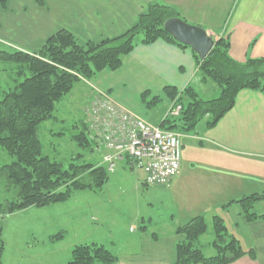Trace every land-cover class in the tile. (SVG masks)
I'll return each mask as SVG.
<instances>
[{
  "label": "crops",
  "instance_id": "crops-1",
  "mask_svg": "<svg viewBox=\"0 0 264 264\" xmlns=\"http://www.w3.org/2000/svg\"><path fill=\"white\" fill-rule=\"evenodd\" d=\"M152 2L175 7L181 18L201 26L213 39L228 37L229 55L235 61L264 58V0H7L4 8L0 6V46L36 52L50 34L61 28L72 32L82 44L111 38L130 27ZM198 76L191 49L160 39L150 44L139 42L123 57L118 69H103L90 81H79L72 96L76 93L79 98L89 99L87 95L94 90H105L120 105L156 124L151 112L131 105L123 96L141 95L146 90L151 95H161L165 86L178 89L192 84L194 79L201 82ZM200 126L198 133L181 137L198 140L203 153H212L207 155L210 169L204 181L196 180L195 174L190 169L185 170L181 161L180 172L165 186L164 192L173 205L171 214L161 224H154L153 229L144 223L139 229L128 230L123 225L119 229L124 235L119 234L114 239L113 235H108L92 241L110 245L119 264H173L175 244L181 238L175 228L200 214L205 217L208 229L212 227V216H220L228 232L245 251L229 264H264V218L247 221L237 202L223 208L232 200L264 191V94L241 89L234 106L215 126L206 128L204 122H200ZM102 148V162L99 163L108 164L104 157L111 151ZM97 152L102 151L99 148ZM121 160H114V166ZM32 208L36 207H27L1 220L3 264H28L21 260L11 262L13 253L10 255L7 250L21 253L22 241L27 243V239L17 232L21 230L27 234L29 221L46 226L43 218L28 220L27 214ZM251 211L264 215V198L256 202ZM61 229L56 226L54 231ZM12 233L13 244L7 238ZM51 234L47 233L51 245L64 247L69 257L74 243H86L64 241L65 237L51 241ZM208 236L211 238L213 234ZM250 251L253 257L248 254Z\"/></svg>",
  "mask_w": 264,
  "mask_h": 264
},
{
  "label": "trees",
  "instance_id": "trees-1",
  "mask_svg": "<svg viewBox=\"0 0 264 264\" xmlns=\"http://www.w3.org/2000/svg\"><path fill=\"white\" fill-rule=\"evenodd\" d=\"M6 2L7 0H0V6L4 8ZM172 17H180L178 9L168 4L152 2L130 27L111 38L82 44L72 32L61 28L50 34L36 52L0 46V61L12 62L16 69L13 73L15 77L13 76L0 98V147L13 158L0 166V181L10 193L9 197L0 200V264H3L1 220L4 217L27 207L41 208L64 202L74 191L101 189L108 181V170L99 162H70L67 168H63L61 163L51 159L43 152L38 136L39 125L53 119L58 102L68 94L72 96L79 81H87L103 69H118L123 57L139 42L150 44L160 39L189 48L175 41L163 27V23ZM192 54L201 79L214 82L220 89L219 95L203 99L192 86H185L179 98L181 104L177 116L166 119L159 127L183 134L193 132L200 122H204L206 128H211L234 106L236 95L241 89L257 90L264 94V58L235 61L229 55L228 37L215 38L211 50L203 59L193 51ZM163 92L174 97L178 94V89L165 86ZM149 95L147 90L141 94L142 100L148 105L158 100V96H154L147 101ZM80 125L82 130L72 134L71 139L82 147L89 145L92 152H97L103 146L99 140L94 139L91 132V136L89 135L85 117ZM72 127L75 128L76 125ZM80 155L75 154L73 159H78ZM125 158L129 166L135 165L131 157ZM263 198L264 191L254 192L224 204L223 208L237 202L244 218L254 221L264 218V215H256L251 211L254 204ZM206 229V220L201 214L175 228V233L181 238L175 244L173 264H229L245 254L220 216L213 215L210 246L214 252L206 255L197 244ZM63 237V232L59 231L49 239L59 241ZM248 254L254 256L252 251ZM99 263L119 264L110 245L76 242L72 245L66 262Z\"/></svg>",
  "mask_w": 264,
  "mask_h": 264
},
{
  "label": "rangeland",
  "instance_id": "rangeland-1",
  "mask_svg": "<svg viewBox=\"0 0 264 264\" xmlns=\"http://www.w3.org/2000/svg\"><path fill=\"white\" fill-rule=\"evenodd\" d=\"M184 20L190 23L187 19ZM14 71H16L14 63L0 61V98H2L13 76L15 77V74L13 75ZM87 81H90V79ZM189 85L203 99L214 98L220 92L219 87L209 80L202 79L199 82L194 79L192 84ZM184 87L178 88V94L174 97L167 96L163 92V87L162 94L157 95L158 100L151 102L149 105L142 100L139 94L127 95V97L123 96V98L128 99L131 105L146 110L148 113L151 112L156 122L153 125L158 126L166 119L177 116L178 113L172 115L171 112L177 106H180L179 98L182 95ZM99 91L104 92L111 100L120 105L110 93L105 90ZM95 95L91 92L87 95L90 98L85 99L79 98V95L76 93L73 96L68 94L56 105L53 119L42 122L38 127V136L42 143L43 152L49 155L51 159L61 163L63 168H67L70 162H102L104 151L102 147H100L101 153L92 152L91 146L82 147L71 139L72 134H76L82 130L80 125L81 120L84 117L87 123L90 120L87 109L90 108ZM154 96L156 95L150 94L147 97V101L151 100ZM120 106L135 113L123 105ZM73 125H76V127L73 128ZM200 127L199 123L193 132L187 134L194 135V133H198L201 129ZM90 132L89 128V135L95 134L94 139L98 140V135L95 132L94 134L92 132L90 134ZM175 132L184 135L182 132ZM181 143V161L184 163L185 170L190 169L195 174L196 180L204 181L210 169V160L207 155H212V153L208 152L206 155L203 153V146L199 144L198 140H191L186 136L181 137ZM75 154L81 155L78 156V159H73ZM12 160V156L0 147V166ZM103 165L108 170V181L101 189L77 190L64 202L50 204L41 209L32 208L29 210L27 214L28 220L32 219V217L36 219L43 218L42 221L46 223V226L37 221H29L27 234L18 230L17 234L26 237L27 243L26 240L22 241L23 249L21 253L15 249L7 250L8 254L10 252L13 253V258L10 259L11 262L14 263L17 260H21L27 261L28 264H65L68 261L67 258H69V255L65 254L66 249L64 247L52 246L48 240L47 233H52L51 235H53L59 232L54 231L56 226L57 228H62L60 231L63 232L64 241L72 242L73 240H79L91 243L93 240H101L104 237H108V235H113L112 239H114L115 236L121 234L120 232L122 231H120L119 227L123 225L126 226V230L130 228L139 229V226L145 223V226L154 229V224H161L171 214L173 202L170 200L168 194L164 192L166 190L165 186L143 184L144 174L139 167L129 166L126 158L117 162L113 169L109 168V165L106 163ZM9 194L0 181V200L9 197ZM31 232L34 234L33 236L28 234ZM212 234V227L211 229L207 228L205 236L201 239L199 238L197 242L206 255L209 254V251H214L210 243H208L212 240V236L210 238L208 235ZM122 235L124 234L120 236ZM7 238L13 244V233L11 236H7Z\"/></svg>",
  "mask_w": 264,
  "mask_h": 264
},
{
  "label": "built area",
  "instance_id": "built-area-1",
  "mask_svg": "<svg viewBox=\"0 0 264 264\" xmlns=\"http://www.w3.org/2000/svg\"><path fill=\"white\" fill-rule=\"evenodd\" d=\"M88 125L98 135L101 145L111 151L104 160L113 168L114 160L127 156L134 160L144 174L143 184L167 186L178 175L181 167V135L148 123L132 113L104 92L94 90ZM177 106L172 112H179ZM95 135V134H94Z\"/></svg>",
  "mask_w": 264,
  "mask_h": 264
},
{
  "label": "water",
  "instance_id": "water-1",
  "mask_svg": "<svg viewBox=\"0 0 264 264\" xmlns=\"http://www.w3.org/2000/svg\"><path fill=\"white\" fill-rule=\"evenodd\" d=\"M163 27L175 41L188 46L200 59L206 57L214 44L213 37L204 28L190 24L181 17L167 19Z\"/></svg>",
  "mask_w": 264,
  "mask_h": 264
}]
</instances>
